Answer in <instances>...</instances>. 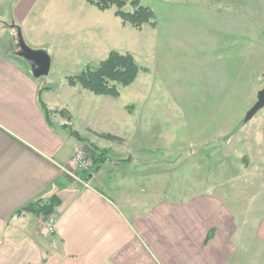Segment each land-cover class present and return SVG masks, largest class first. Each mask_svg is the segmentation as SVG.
<instances>
[{"label": "rangeland", "instance_id": "obj_1", "mask_svg": "<svg viewBox=\"0 0 264 264\" xmlns=\"http://www.w3.org/2000/svg\"><path fill=\"white\" fill-rule=\"evenodd\" d=\"M22 1L0 0V17L18 27L14 34L20 30L31 50L50 57L49 75L38 83L49 91L51 120L66 124L54 111L67 109L71 130L85 140L79 147L89 144L107 156L104 184L117 175L110 162L133 159L123 167L151 174L162 199L182 198L189 176L200 181L208 169L203 155L229 145L223 152L235 179L227 189L250 190L245 181L256 171L242 158H252L245 137L264 113L245 122L264 89V0H139L156 16V25L142 30L124 24L116 8L102 12L88 0H28L23 20L15 16ZM111 52L131 54L141 67L118 98L69 86L70 77L97 69ZM107 134L123 142L104 139ZM203 144L211 150L199 151Z\"/></svg>", "mask_w": 264, "mask_h": 264}, {"label": "crops", "instance_id": "obj_2", "mask_svg": "<svg viewBox=\"0 0 264 264\" xmlns=\"http://www.w3.org/2000/svg\"><path fill=\"white\" fill-rule=\"evenodd\" d=\"M30 7L22 1L15 16L27 19ZM15 30L0 17V264H264V113L245 137L252 158L243 166L256 171L247 193L227 189L235 179L229 145L203 155L208 169L200 181L189 176L182 198L162 199L151 174L123 167L133 159L109 161L117 175L105 184L110 170L101 168L87 182L82 172L73 178L65 167L79 143L64 123L46 119L49 91L18 56ZM53 197L61 205L50 236L40 233V218L16 214Z\"/></svg>", "mask_w": 264, "mask_h": 264}, {"label": "trees", "instance_id": "obj_3", "mask_svg": "<svg viewBox=\"0 0 264 264\" xmlns=\"http://www.w3.org/2000/svg\"><path fill=\"white\" fill-rule=\"evenodd\" d=\"M88 3L102 12L116 8L115 16L121 19L124 24H129L137 30H142L145 25L152 27L156 25L154 11L149 7L143 6L139 0H88ZM128 6L131 8V11L125 10ZM140 72L141 67L131 54L111 52L107 59L99 64L97 69H92L88 66L78 76L70 77L68 84L72 87L80 85L83 89L95 95L118 98L120 96V88L131 86L137 80ZM41 107L44 110L46 119L51 121L48 106L42 103ZM54 113H57L66 120V124L62 128L68 131L71 137L80 143L85 141L75 131L71 130L72 115L67 109L56 110ZM102 137L111 142H123L121 138L109 134L102 135ZM87 149L94 164L89 172H84V178H87L91 172H98L102 164L108 160L107 156L98 151L95 146L88 144ZM60 205V200L57 197H53L47 201L37 200L19 209L16 214L30 213L45 221H52L56 218Z\"/></svg>", "mask_w": 264, "mask_h": 264}, {"label": "water", "instance_id": "obj_4", "mask_svg": "<svg viewBox=\"0 0 264 264\" xmlns=\"http://www.w3.org/2000/svg\"><path fill=\"white\" fill-rule=\"evenodd\" d=\"M18 41V56L30 63L32 74L35 79H40L49 75L51 59L47 53L43 51H33L31 50L19 30L17 35ZM264 108V89L261 90L257 95V103L255 106L247 113L245 122L251 121L260 110ZM91 175L86 178V182L89 181Z\"/></svg>", "mask_w": 264, "mask_h": 264}, {"label": "built area", "instance_id": "obj_5", "mask_svg": "<svg viewBox=\"0 0 264 264\" xmlns=\"http://www.w3.org/2000/svg\"><path fill=\"white\" fill-rule=\"evenodd\" d=\"M93 159L90 155L89 150L86 147H79L69 163L65 167L66 173L76 178V173L78 172H89L93 168ZM82 181V180H81ZM39 230L43 236H50L54 233V225L52 222L46 223L45 220L40 218Z\"/></svg>", "mask_w": 264, "mask_h": 264}]
</instances>
